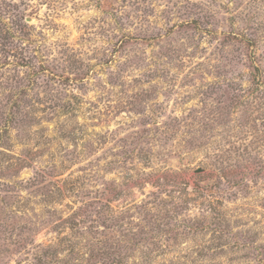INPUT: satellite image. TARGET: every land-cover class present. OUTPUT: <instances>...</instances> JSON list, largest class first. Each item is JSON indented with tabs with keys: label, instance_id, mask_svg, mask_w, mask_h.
I'll use <instances>...</instances> for the list:
<instances>
[{
	"label": "rangeland",
	"instance_id": "1",
	"mask_svg": "<svg viewBox=\"0 0 264 264\" xmlns=\"http://www.w3.org/2000/svg\"><path fill=\"white\" fill-rule=\"evenodd\" d=\"M0 264H264V0H0Z\"/></svg>",
	"mask_w": 264,
	"mask_h": 264
},
{
	"label": "water",
	"instance_id": "2",
	"mask_svg": "<svg viewBox=\"0 0 264 264\" xmlns=\"http://www.w3.org/2000/svg\"><path fill=\"white\" fill-rule=\"evenodd\" d=\"M202 170L201 169H199L197 172L199 173V172H201Z\"/></svg>",
	"mask_w": 264,
	"mask_h": 264
}]
</instances>
